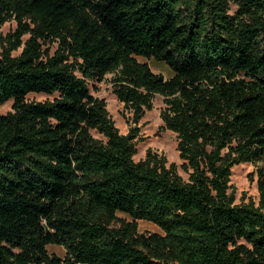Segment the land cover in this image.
Masks as SVG:
<instances>
[{"label":"trees","instance_id":"16d2710c","mask_svg":"<svg viewBox=\"0 0 264 264\" xmlns=\"http://www.w3.org/2000/svg\"><path fill=\"white\" fill-rule=\"evenodd\" d=\"M8 21L0 264H264V0H0ZM105 75L124 135L87 88ZM154 96L178 166L151 150L132 160ZM241 164L255 167V204L234 203Z\"/></svg>","mask_w":264,"mask_h":264},{"label":"rangeland","instance_id":"374dc122","mask_svg":"<svg viewBox=\"0 0 264 264\" xmlns=\"http://www.w3.org/2000/svg\"><path fill=\"white\" fill-rule=\"evenodd\" d=\"M234 10V6L230 5V13ZM15 29V22L8 21L3 24L0 28V39L9 32ZM28 37L24 36L22 41H25ZM50 54L53 53L54 45L48 46ZM1 51V46H0ZM20 49L13 53L18 55ZM139 62H145L149 70L154 74H160L163 78H167L171 75L170 71L161 63H156L152 60L137 59ZM111 75H105L99 82H87V88L89 93L97 98L101 99L105 105V110L120 135H124L128 128L132 126L129 122V114L123 110L121 104H119L114 96L111 94L110 80ZM51 100V96L42 94H29L26 96L27 101L42 102L45 100ZM12 101L0 106V114L4 115L11 111ZM161 108V98L154 96L152 100V108L150 111L145 112L142 118L137 123L138 136L135 142V153L132 156L134 162L139 161L143 158L146 150L161 155L165 158L167 163H173L176 166L180 164L177 159L175 151V139L174 136L167 132L160 130V121L158 117L159 110ZM92 136L96 137L94 133ZM254 166L250 164H241L231 168L229 176V184L233 190L234 203H246L252 201L254 204L257 202V192L254 184ZM178 173L181 172L178 170ZM251 176V177H250ZM250 178L252 181H250ZM122 216V215H120ZM136 228L138 232H150L160 233L153 225L147 222H136ZM48 252L55 254L58 257H62L63 250L55 245H49L47 247Z\"/></svg>","mask_w":264,"mask_h":264}]
</instances>
